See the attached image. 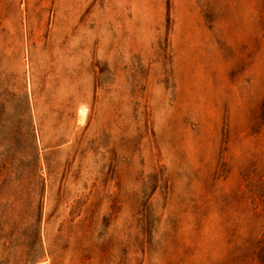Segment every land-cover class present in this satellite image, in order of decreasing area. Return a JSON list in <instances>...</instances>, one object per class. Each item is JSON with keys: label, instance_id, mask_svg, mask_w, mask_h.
<instances>
[{"label": "rangeland", "instance_id": "1", "mask_svg": "<svg viewBox=\"0 0 264 264\" xmlns=\"http://www.w3.org/2000/svg\"><path fill=\"white\" fill-rule=\"evenodd\" d=\"M0 264H264V0H0Z\"/></svg>", "mask_w": 264, "mask_h": 264}]
</instances>
